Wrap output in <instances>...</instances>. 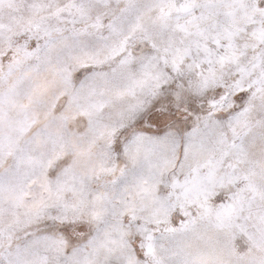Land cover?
<instances>
[{
    "label": "snow or ice",
    "instance_id": "1",
    "mask_svg": "<svg viewBox=\"0 0 264 264\" xmlns=\"http://www.w3.org/2000/svg\"><path fill=\"white\" fill-rule=\"evenodd\" d=\"M0 264H264V0H0Z\"/></svg>",
    "mask_w": 264,
    "mask_h": 264
}]
</instances>
